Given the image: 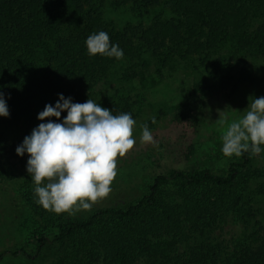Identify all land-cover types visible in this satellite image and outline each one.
I'll list each match as a JSON object with an SVG mask.
<instances>
[{
  "label": "trees",
  "instance_id": "obj_1",
  "mask_svg": "<svg viewBox=\"0 0 264 264\" xmlns=\"http://www.w3.org/2000/svg\"><path fill=\"white\" fill-rule=\"evenodd\" d=\"M124 9L139 22L107 17ZM99 31L119 45L122 59L88 55L85 41ZM151 65L161 78L174 70L191 77L193 106L249 81L248 70L264 65V0H0V91L12 121L62 122L67 111L60 120L38 119L59 94L135 119ZM101 84L115 87L95 99ZM22 143L0 129L7 221L26 212L30 249L4 242L0 261L12 254L20 264H264L261 154L233 155L217 168L168 165L153 171L144 191L132 188L136 197L70 215L36 203L29 155L16 152Z\"/></svg>",
  "mask_w": 264,
  "mask_h": 264
},
{
  "label": "clouds",
  "instance_id": "obj_2",
  "mask_svg": "<svg viewBox=\"0 0 264 264\" xmlns=\"http://www.w3.org/2000/svg\"><path fill=\"white\" fill-rule=\"evenodd\" d=\"M88 55L97 54L122 59L123 50L110 43L105 31L92 33L85 41ZM35 127L16 148L20 156L29 155L27 172L34 182L36 203L56 214L91 211L100 200L108 197L117 175L118 159L136 144L133 130L136 121L130 113L113 115L92 99L73 103L71 97L59 94L55 106L47 104L38 114L44 121ZM5 94L0 91V116L8 117ZM155 123V118H152ZM221 125L225 120L221 119ZM141 143H154L148 125H141ZM221 140L225 157L247 152L258 156L264 152V96L249 97L244 115L227 124Z\"/></svg>",
  "mask_w": 264,
  "mask_h": 264
},
{
  "label": "rangeland",
  "instance_id": "obj_3",
  "mask_svg": "<svg viewBox=\"0 0 264 264\" xmlns=\"http://www.w3.org/2000/svg\"><path fill=\"white\" fill-rule=\"evenodd\" d=\"M107 7L109 9V6ZM107 17L118 25L129 21L139 22L127 9L110 11ZM151 66L141 80L147 88V93L146 101L134 119L136 125L133 135L136 144L125 156L118 159L117 175L108 197L94 206L113 205L130 195L136 197L151 182L153 171L162 172L168 165L191 169L227 165L230 157H225L223 153L220 154L223 156L221 159L216 157L217 150L222 148L221 135L224 129L228 123L244 115L250 96H264V65H258L253 72L248 70V74L252 73L249 81L238 87L231 86L200 96L194 106L189 95L191 77L174 70L161 78L153 65ZM114 87L115 84L97 86L93 98L100 99ZM153 117L155 123L152 122ZM221 119L225 120L224 125L220 124ZM145 123L152 133L154 143H141V125ZM35 127L37 126L28 127L22 121H12L0 116V129L11 142H23ZM261 156H264V152ZM135 187L140 191L132 189ZM4 195L0 189V246H4V242L10 244L14 240L17 242L16 247L25 245L30 249V245H27L32 228L30 218L24 212L17 214L15 218H9L8 222ZM22 261L9 254L0 264H20Z\"/></svg>",
  "mask_w": 264,
  "mask_h": 264
}]
</instances>
